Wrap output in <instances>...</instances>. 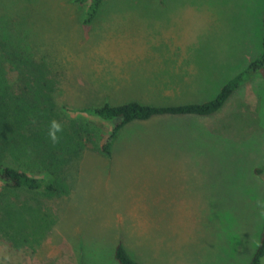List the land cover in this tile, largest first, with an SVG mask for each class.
Instances as JSON below:
<instances>
[{
	"label": "rangeland",
	"instance_id": "rangeland-1",
	"mask_svg": "<svg viewBox=\"0 0 264 264\" xmlns=\"http://www.w3.org/2000/svg\"><path fill=\"white\" fill-rule=\"evenodd\" d=\"M85 9L77 0H0V48L43 65L63 119L92 129L66 167L65 194L30 196L53 227L31 248L1 240L0 264H118L120 240L141 264H250L264 227V69L216 115L124 127L108 156L98 147L112 125L64 109L212 100L262 54L264 0H104L84 26ZM3 67L19 93V72ZM5 157L52 178L27 150ZM153 238L180 258L149 261L159 251Z\"/></svg>",
	"mask_w": 264,
	"mask_h": 264
},
{
	"label": "trees",
	"instance_id": "trees-1",
	"mask_svg": "<svg viewBox=\"0 0 264 264\" xmlns=\"http://www.w3.org/2000/svg\"><path fill=\"white\" fill-rule=\"evenodd\" d=\"M103 2L77 0L79 5L86 8L84 26L92 22ZM6 63L20 74L24 88L19 93L10 90L3 78V66ZM263 69L264 37L262 54L257 60L231 78L210 101L166 106L131 101L118 106L105 103L64 110L112 125L105 142L98 147L108 156L112 143L124 127L135 122L148 123L160 117L207 118L216 115L241 87ZM48 75L43 65L33 62L29 57L6 46L0 48V242L3 240L16 250L37 245L55 223L41 202L33 201L30 196L65 194L66 167L80 158L92 137L89 124L80 121L79 124L75 121L68 123L62 113L57 111L52 99L56 83L53 79H47ZM26 77L31 78V81L24 79ZM18 149L32 153L37 164L52 178L32 177L4 164L5 156ZM113 258L118 264H141L129 254L121 240L114 249ZM263 258L264 227L250 264H261Z\"/></svg>",
	"mask_w": 264,
	"mask_h": 264
},
{
	"label": "crops",
	"instance_id": "crops-1",
	"mask_svg": "<svg viewBox=\"0 0 264 264\" xmlns=\"http://www.w3.org/2000/svg\"><path fill=\"white\" fill-rule=\"evenodd\" d=\"M174 62H182L183 60H177V59H173ZM152 246H157V248L159 249L158 245L159 243L157 242V238H153V241L150 243ZM138 245L140 247H144L145 248V244H142L140 242H138ZM144 251V255L147 256L146 254L148 253V250L147 249H143ZM156 251V250H155ZM181 256V253H178L177 251H171V250H167L163 253L160 252V249L159 251L155 252V253H152L151 254V258H149L148 260L149 261H159V260H166V261H174L176 259H179ZM180 261V260H178Z\"/></svg>",
	"mask_w": 264,
	"mask_h": 264
}]
</instances>
